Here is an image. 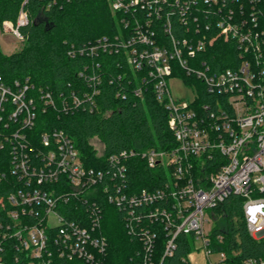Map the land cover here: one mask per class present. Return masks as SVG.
<instances>
[{"label": "built area", "instance_id": "1", "mask_svg": "<svg viewBox=\"0 0 264 264\" xmlns=\"http://www.w3.org/2000/svg\"><path fill=\"white\" fill-rule=\"evenodd\" d=\"M106 1L121 27L115 38H103L81 53L122 50L133 74L145 71L141 81L152 85L168 112L176 147L111 156L108 161L118 164L113 172L88 168L65 132L40 134L39 146L29 138L39 107L43 111L58 107L53 93L39 88L36 96L29 81L8 84L0 77V150L9 148L14 178L6 183L11 190L0 195V264H60L57 258L102 264L109 244L101 231L100 205L92 203L87 223L83 218H65L59 208L72 196L89 205L103 195L126 211L131 232L132 225L143 219L165 230V258L174 254L179 235L192 234L194 241H200L198 249L208 264H225L226 254L213 251L206 211L236 197L242 202L249 234L255 240L264 238V208L256 213L255 223L249 211L264 205V0ZM20 10L16 22L2 25L23 41L21 30L31 18L24 7ZM175 16L185 29L181 38L172 31ZM218 41L236 45L233 67L213 70L200 58L211 53ZM171 77L182 79L194 98H174L168 88ZM189 78L194 81L188 84ZM201 89L213 102L197 106ZM135 95L143 99L144 88L138 86ZM73 103L65 101L64 110L74 111L81 105L75 94ZM129 157H140L150 168L162 167L166 183L138 192L118 183L119 178L126 180L127 167L122 162ZM217 157L218 167L205 174L204 163ZM199 164L202 176L196 177ZM7 179L0 172V184ZM150 228L143 230L144 258L139 264H154L151 256L157 234ZM244 264H264V259H248Z\"/></svg>", "mask_w": 264, "mask_h": 264}, {"label": "trees", "instance_id": "2", "mask_svg": "<svg viewBox=\"0 0 264 264\" xmlns=\"http://www.w3.org/2000/svg\"><path fill=\"white\" fill-rule=\"evenodd\" d=\"M50 3L51 0H0V25L6 21L16 22L23 7L31 18V23L21 30L25 43L20 51L6 55L0 47V77L8 84L29 81L34 85L31 93L38 96L39 88L49 91L58 105L45 111L39 107L36 128L28 131L33 145L39 146L38 136L42 133L63 131L73 139L88 168L109 169L111 172L118 168L117 163L108 161L111 156L128 151H169L175 148L168 112L156 99L152 85L141 81L145 71L133 74L122 50L99 51L94 55L81 53L99 40L113 39L117 35L120 20L112 15L107 1L62 0L58 5ZM184 30L178 18L172 17L174 35L181 38ZM71 51L74 53L70 54ZM236 56L234 43L218 41L211 53L200 58L207 60L213 70L219 71L236 65ZM193 81L189 78L187 82ZM138 86L144 88L143 99L135 95ZM202 89L197 106L213 102ZM74 94L80 98L81 105L74 111H65V101L75 106ZM94 139L103 146L102 153L94 147ZM10 160L9 148L0 150V172L8 176L6 182L0 184L2 196L11 190V185L6 183L14 179ZM219 161L218 157L206 161L203 165L205 174L214 172ZM122 163L127 167V177L126 180L119 178L117 182L129 184L133 192L154 190L166 183L162 167L150 168L140 157H129ZM200 169L199 164L194 170L196 177L202 176ZM107 182L111 185V180ZM67 188L60 187L63 190ZM93 202L103 209L101 231L109 244L102 264L141 263L144 258L141 237L145 236L143 230L147 227L157 234L151 256L154 264H192L189 257L196 249L194 235H179L174 254L165 258V230L143 219L132 225L131 232L126 211L108 203L106 195L92 200L89 205L72 196L70 202L61 203L59 209L65 218H83L87 223L88 209L92 208ZM242 210V202L232 197L211 211L219 219L211 231L213 251L226 254L225 264L264 259V238L255 240L249 234ZM57 259L60 264H88L82 260Z\"/></svg>", "mask_w": 264, "mask_h": 264}, {"label": "rangeland", "instance_id": "3", "mask_svg": "<svg viewBox=\"0 0 264 264\" xmlns=\"http://www.w3.org/2000/svg\"><path fill=\"white\" fill-rule=\"evenodd\" d=\"M23 41L15 38V36L9 32H6L3 25H0V47L4 54L11 55L20 51L24 47ZM171 93L176 99H184L190 101L194 98V91L187 87L188 85L182 80L174 77L169 78L168 80ZM93 145L99 153H102L103 146L97 139L93 140ZM209 222L206 224V231L211 232L212 229L218 224L219 219L212 217L211 211H206ZM201 246L200 241L195 243L196 249ZM194 250L190 255V261L192 264H208V260L205 257V254L202 250ZM213 260L216 261V257H213Z\"/></svg>", "mask_w": 264, "mask_h": 264}, {"label": "clouds", "instance_id": "4", "mask_svg": "<svg viewBox=\"0 0 264 264\" xmlns=\"http://www.w3.org/2000/svg\"><path fill=\"white\" fill-rule=\"evenodd\" d=\"M264 208V205H260L255 207L254 209H250V215H251V220L253 223L256 222V213L261 212V209Z\"/></svg>", "mask_w": 264, "mask_h": 264}]
</instances>
